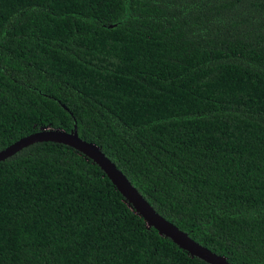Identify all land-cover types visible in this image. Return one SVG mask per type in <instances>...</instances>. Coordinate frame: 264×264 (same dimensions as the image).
<instances>
[{"label":"trees","instance_id":"1","mask_svg":"<svg viewBox=\"0 0 264 264\" xmlns=\"http://www.w3.org/2000/svg\"><path fill=\"white\" fill-rule=\"evenodd\" d=\"M74 123L192 239L264 264V0H0V149ZM0 264L207 263L38 141L0 160Z\"/></svg>","mask_w":264,"mask_h":264},{"label":"water","instance_id":"2","mask_svg":"<svg viewBox=\"0 0 264 264\" xmlns=\"http://www.w3.org/2000/svg\"><path fill=\"white\" fill-rule=\"evenodd\" d=\"M38 141H53L71 146L96 163L126 204L142 217L146 226L154 228L158 234L169 238L190 256H195L207 264H231L224 255L218 254L192 239L187 232L158 213L141 195L122 171L101 151L95 143L78 136L76 125L70 130L43 127L15 139L0 149V160L12 155L24 146Z\"/></svg>","mask_w":264,"mask_h":264}]
</instances>
